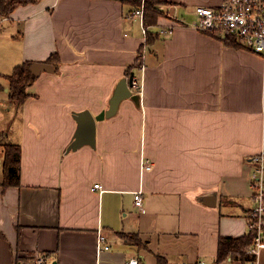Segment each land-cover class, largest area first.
Masks as SVG:
<instances>
[{
  "label": "crops",
  "instance_id": "obj_1",
  "mask_svg": "<svg viewBox=\"0 0 264 264\" xmlns=\"http://www.w3.org/2000/svg\"><path fill=\"white\" fill-rule=\"evenodd\" d=\"M147 1L161 11L145 16L152 42L129 17L142 0H40L2 17L0 126L14 67L54 70L28 86L22 130L0 127L1 142L22 138L19 183L0 180V264H216L222 236L248 233L252 157L264 149V53L193 28L196 6L221 0ZM131 67L140 107L124 99L97 121L95 147L65 152L73 112L107 108ZM143 156L153 169L141 171ZM215 187L216 207L194 201ZM100 231L111 245L102 252Z\"/></svg>",
  "mask_w": 264,
  "mask_h": 264
},
{
  "label": "built area",
  "instance_id": "obj_2",
  "mask_svg": "<svg viewBox=\"0 0 264 264\" xmlns=\"http://www.w3.org/2000/svg\"><path fill=\"white\" fill-rule=\"evenodd\" d=\"M196 17L192 22L195 29L209 32L217 37L234 38L238 42L264 53V0H221L217 6L198 5L195 8ZM130 18L138 17L144 34L148 28L145 24V2L130 13ZM2 17L0 16V21ZM134 87L139 86V80L134 77ZM252 205L247 216L248 232L253 234V241L248 252L251 257L249 264H259V254L264 250V149L252 157ZM153 169V161L146 156L141 160V171ZM3 176V157H0V180ZM95 188H100L96 183ZM135 203H143V190L135 191ZM108 236L101 231L98 234V251L110 249ZM203 261H200L202 264ZM125 264H145L138 257L128 259Z\"/></svg>",
  "mask_w": 264,
  "mask_h": 264
},
{
  "label": "trees",
  "instance_id": "obj_3",
  "mask_svg": "<svg viewBox=\"0 0 264 264\" xmlns=\"http://www.w3.org/2000/svg\"><path fill=\"white\" fill-rule=\"evenodd\" d=\"M40 0H0V16L7 17L20 5H27L29 3H36ZM161 11L157 6L156 1H147L145 4L146 23L149 19L154 20L152 16L157 17ZM149 42L153 41L155 36L151 32H147ZM232 41V38H227ZM228 40V41H229ZM235 40V39H234ZM240 43V42H239ZM241 44V43H240ZM56 54L49 57V62L56 59ZM57 61V60H56ZM32 61H25L17 64L12 73L8 75L10 81L9 98L12 102L17 104L23 103L29 96L28 86H30L37 76L31 73ZM135 66H139L138 63ZM131 67L127 73L132 72ZM0 146L3 147V184L8 186L11 184H18L20 177V168L22 160V148L19 143L2 142ZM253 241V234L248 232L242 236H222L219 240L218 252L216 257V264H222L228 257L241 259L243 262L250 260V253L248 252L249 246Z\"/></svg>",
  "mask_w": 264,
  "mask_h": 264
},
{
  "label": "water",
  "instance_id": "obj_4",
  "mask_svg": "<svg viewBox=\"0 0 264 264\" xmlns=\"http://www.w3.org/2000/svg\"><path fill=\"white\" fill-rule=\"evenodd\" d=\"M31 73L39 76L44 71L54 70V66L46 62H34L30 68ZM135 72L130 75H123L116 83L108 100V107L100 113L94 115L89 109L73 112V117L77 122V127L73 137L67 145L65 152L76 150L83 145L96 146L97 121L110 118L116 115L124 99H132L140 107V92H135L134 87ZM194 201L209 207H216L218 204V189L212 188L202 190L193 195Z\"/></svg>",
  "mask_w": 264,
  "mask_h": 264
},
{
  "label": "rangeland",
  "instance_id": "obj_5",
  "mask_svg": "<svg viewBox=\"0 0 264 264\" xmlns=\"http://www.w3.org/2000/svg\"><path fill=\"white\" fill-rule=\"evenodd\" d=\"M190 20H191V22H193L194 21V17H192ZM7 24H9L8 21H2V20L0 21V27L1 28H4ZM22 104L23 103L17 104L15 102L8 101V104H7L6 108L7 107H10V109L8 111L7 110L4 111V113L7 116L3 120L4 124H3V122H1V126H0V127L6 126L5 129H4V133L7 134L10 131L13 132V133H15L16 130L17 131L20 130V129L22 130L23 114L20 113ZM12 105H14V106L17 105L18 107H20L18 114L15 113V108ZM9 123H10V126H9ZM13 133H11V136H10L11 140L20 143V141L22 140L21 135L19 137H17V139H16L14 137V134ZM1 141H4L3 138L2 139L0 138V143H2ZM2 151H3V147L0 146V156H3V154H2L3 152Z\"/></svg>",
  "mask_w": 264,
  "mask_h": 264
}]
</instances>
